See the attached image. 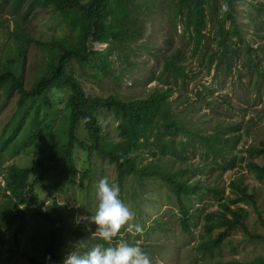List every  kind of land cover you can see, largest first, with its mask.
Masks as SVG:
<instances>
[{"label":"rangeland","instance_id":"obj_1","mask_svg":"<svg viewBox=\"0 0 264 264\" xmlns=\"http://www.w3.org/2000/svg\"><path fill=\"white\" fill-rule=\"evenodd\" d=\"M135 1L137 5L132 17L136 20V30H144L138 42L120 46L119 56H116L118 49L108 54L109 66L105 71L100 72L88 65L80 67L75 61L70 64V71L88 96L114 95L129 100L156 89L172 88L173 93L168 98L170 115L181 121L182 128L197 135L189 136L188 131L172 134L160 126L161 135H155L159 132L156 131L148 139V145H152L137 150L136 154L141 156L140 164H160L166 172H178L188 182H197L199 190L191 197L190 229L185 232L181 226L177 199L164 181L157 176L141 178L140 183L132 177L126 178L122 200L136 212V223L144 228V232L142 235L127 233L123 239L130 244H138L150 255L152 264H261L258 258L264 255V229L260 223V216L264 217V178L257 179L248 164H264V155L251 154L247 149L252 146L262 148L264 144V0H231V5L227 0H207L202 5L206 21L198 46H195L192 28L185 27L184 16L179 10L180 2L145 0V6H141V0ZM27 5L26 2L19 11H13L11 2L2 4L0 1V62L14 43L12 32L16 29L35 39L50 40L61 36L75 39V33L67 26L66 19L51 7L37 6L27 12ZM229 7L233 9L230 14L242 40L231 36L229 42L235 51L228 50L226 46L227 55L223 57L218 51L222 46L217 24L224 19V26L230 27L232 19L223 13ZM141 22L143 28H140ZM117 44L122 45L120 42ZM106 46V42H89V47L94 50L103 51ZM172 54H175L173 60L182 64L186 74L176 84L172 82V76L167 75L171 67L166 66L167 71L163 67L164 57ZM46 58L37 44L27 46L23 69L25 86L28 87L45 69ZM68 92L67 88L53 90L50 96L54 108L45 111L47 122L57 132L55 139L61 145L68 142ZM16 100V94L6 98L0 93V137L16 109ZM98 114L107 137L118 138L117 122L111 110L100 108ZM26 121L23 120L20 129L15 130L20 123V119H16L8 129L9 133L3 137L5 141L17 132L25 138V142L20 143L17 155H10V150L0 153L1 212L10 209V191L6 187L8 166L30 167L28 182L33 184L39 197L37 204L32 206L43 210L47 204V210H52L57 203L72 208L74 219L83 223L88 231V236H69L65 239L62 259L73 250L83 253L98 245L107 247L95 235L96 225L90 219L98 205L99 180L106 177L118 184L114 164L90 150L85 124L79 121L75 127L78 142L74 144L72 163L77 171L85 175L76 173L68 182L56 187H49V183H37V176L43 168L56 161L52 158L54 145L50 137L34 142V135L24 130ZM216 130L233 139L229 146L223 148L222 140L219 141L218 155L207 150L198 137ZM157 137L169 141L181 155L161 153ZM223 157L234 160V165L225 166ZM186 167H189V172ZM231 180L241 182L253 196L252 201L230 205L245 209L244 226L229 230L217 227L206 233L205 215L220 212L207 189L224 188L226 200L236 198L235 191L229 187ZM0 218L3 220L4 215L0 214ZM7 222L6 218L3 222L6 233L0 264H42L52 225L39 216L27 219V225L19 235V245L13 248L12 226ZM215 237L220 238L221 243L211 253L205 252L200 245ZM119 242L118 238L114 244Z\"/></svg>","mask_w":264,"mask_h":264},{"label":"trees","instance_id":"obj_2","mask_svg":"<svg viewBox=\"0 0 264 264\" xmlns=\"http://www.w3.org/2000/svg\"><path fill=\"white\" fill-rule=\"evenodd\" d=\"M2 4L11 2L13 11H19L26 2L27 12L37 6L51 7L61 17L66 19V24L70 30L75 33V39L71 40L67 36L52 37L50 40L35 39L29 36L21 29L12 32L13 45L8 49L4 59L0 62V93L8 98L14 94L17 95L16 109L7 123L6 129L1 133L0 137V153L4 150H10V155H17L20 143L25 142V138L19 136L17 132L14 136H9L5 141L3 137L9 133L8 129L16 119H20L18 127L20 129L21 122L27 120L24 130H28L29 135H34L33 139L39 141L50 137L53 140L52 158L56 161L47 164L36 182L46 184L49 187H56L65 184L72 177L79 174L72 163V153L74 144L78 142L75 135V127L79 121L84 122L90 144V150H94L95 154L107 158L114 164L117 173V182L120 188V198L122 199L123 182L126 178H133L140 183L141 178L157 176L164 181L175 195L179 204L181 226L185 232L190 229V200L197 194L199 186L197 182L190 183L178 172L172 174L157 166L150 164H140V155L136 154L137 150L151 146L149 137L159 131L160 126L167 129L169 133L176 134L179 131H188V135H197L189 130L182 128L181 121L170 115L169 96L172 95V88H161L153 90L150 93L135 97L129 100L117 98L114 95L106 97L88 96L78 79L70 71V64L75 61L80 67H95L98 71H105L109 66L108 54L116 51L119 56L120 46L136 44L138 39L143 35L144 30H136V20L132 17L137 2L135 0H0ZM207 0H177L180 2V12L183 14V20L186 28H192L194 33L195 46L200 43L202 36V28L206 21L204 12V3ZM231 5L232 1L227 0ZM141 6H145V0H141ZM262 9V8H261ZM232 7L224 11V14L230 15L232 21L230 27L224 26V19L218 22L217 28L219 33V43L222 49H219L221 56H226L225 47L228 50L235 51L233 44L229 40L231 36H236L238 40H242L240 30L234 25V17L230 14ZM176 11V10H175ZM178 12V13H180ZM143 28V22L140 24ZM95 40L97 42H106L105 50L99 51L89 47V42ZM118 42L122 45L117 44ZM37 44L46 54V67L36 75L31 84L27 87L24 83V52L29 44ZM128 43V44H126ZM173 55L164 57V71L170 66L172 70H168L167 75L172 76V82L177 83L178 79L186 76L182 64L173 60ZM124 57H121V59ZM179 59V56L176 55ZM166 68V69H165ZM164 73V72H163ZM96 76V74H92ZM117 79V76H115ZM67 88L69 90L66 97V109L69 115V130L67 131L68 142L65 145L58 144L55 139L57 133L47 122L45 111L54 108L51 102V92L55 89ZM100 108H108L117 122L118 138L107 137L102 127L100 116L98 114ZM173 127V129H172ZM23 130V131H24ZM205 144V148L215 155L219 154L218 143L222 140L221 147L229 146L233 141L230 137H225L215 133L205 136H198ZM159 143L158 148L161 153L168 152L171 155L179 156L178 148L174 147L169 141H163L160 137L156 138ZM82 143V142H80ZM251 154H263L264 144L262 148L252 146L247 149ZM220 157V156H218ZM225 166L232 167L234 160L222 158ZM248 166L254 171L257 179L264 178V164L259 165L249 162ZM30 167H22L15 164L8 166V174L6 176V187L10 191L9 205L10 209L1 212L4 219L0 218V253L1 247L5 243V227L3 222L8 219V225L12 226L13 242L12 247H18L19 235L23 232L27 225V219L41 217L44 222L52 225L49 230V240L44 249V261L42 264H62V248L65 239L69 236L76 238L88 236L85 225L74 219V210L67 208L65 205L54 203L52 210H42L32 204H37L38 194L33 184L28 182V175L31 172ZM189 172V167H186ZM81 180L82 178L79 177ZM229 187L236 193V198L224 197V188H208L207 191L211 197L217 202L220 212L205 215L204 231L211 233L217 227H224L226 230L243 227V217L245 209L242 207L232 208L231 204L242 201L249 202L253 200V196L246 190V186L237 180H231ZM25 205V206H23ZM260 223L264 229V217L260 216ZM255 238H258L254 234ZM221 243L220 238H211L202 243L200 247L207 253ZM51 256V261H46V257ZM259 263L264 264V255L258 258ZM229 264H234L230 262Z\"/></svg>","mask_w":264,"mask_h":264},{"label":"clouds","instance_id":"obj_3","mask_svg":"<svg viewBox=\"0 0 264 264\" xmlns=\"http://www.w3.org/2000/svg\"><path fill=\"white\" fill-rule=\"evenodd\" d=\"M97 200L95 214L90 220L96 225L95 235L108 246L98 245L83 253L73 250L62 264H152L150 255L138 244L123 239L127 233L142 235L144 228L136 223V212L120 198L119 185L106 177L100 179ZM47 208L46 204L43 210ZM118 238L120 242L114 244ZM46 261H51L50 255Z\"/></svg>","mask_w":264,"mask_h":264}]
</instances>
